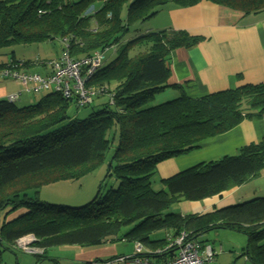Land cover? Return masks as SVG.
<instances>
[{
    "label": "trees",
    "instance_id": "16d2710c",
    "mask_svg": "<svg viewBox=\"0 0 264 264\" xmlns=\"http://www.w3.org/2000/svg\"><path fill=\"white\" fill-rule=\"evenodd\" d=\"M93 1L0 0V49L67 38L70 55L76 59L94 51L103 55L111 47L116 52L112 62L102 65L101 60L87 79L98 93L84 105L55 90L22 108L0 99V212L26 211L0 228V264L6 251L23 253L14 243L27 234H33L36 246L44 250L36 258L39 262L46 250L58 246L95 248L122 241L154 250L181 231L192 232L191 238L204 245L208 243L201 236L220 229L244 234L243 255L252 264H264V196L202 215L165 213L182 200L220 199L258 178L264 169V140L162 180L166 190L153 191L150 184L159 163L197 149L245 119L264 118V81L199 99L181 94L151 105L155 95L168 87L170 53L201 38L172 30L122 38L132 25L150 19L168 3L190 7L202 0H103L98 10L90 12ZM204 1L242 16L264 8V0ZM101 97L106 102L93 106ZM88 108L80 117L79 112ZM110 134L117 144L89 203L70 208L29 196L45 184L75 180L92 171L104 160ZM107 178H114L117 186L102 192ZM124 227L129 230L118 237ZM159 230L166 236L151 239ZM169 258V252L155 256L157 261Z\"/></svg>",
    "mask_w": 264,
    "mask_h": 264
},
{
    "label": "crops",
    "instance_id": "0c3cea01",
    "mask_svg": "<svg viewBox=\"0 0 264 264\" xmlns=\"http://www.w3.org/2000/svg\"><path fill=\"white\" fill-rule=\"evenodd\" d=\"M76 1L78 0L73 2ZM144 28V34L172 30L201 38L190 47H179L170 53L168 87L155 95L152 104L172 100L181 94L191 99H199L208 94L264 81V8L256 14L242 16L236 11L204 0L190 7H178L168 3L161 7L153 17L145 21ZM58 55L59 53H57ZM55 58L39 61L37 65L40 73L36 74H47L50 71L48 63ZM18 62H21V70L30 73L26 68L28 64H24L25 61ZM6 63L2 62L1 64ZM12 82L14 85L19 84L16 81ZM18 91L11 89L10 93L5 92L4 94H18L16 101L23 100L25 102L27 99L31 101L27 96L22 98V93L20 94ZM0 99H7V97H0ZM261 140H264V118L245 119L226 133L204 140L197 149L159 163L150 181L155 178V182L164 188L162 180L201 162L233 156L242 146ZM258 179H264V169L258 178L252 180ZM245 183L225 192L220 199L210 198L198 202L182 200L176 203V213L181 216L202 215L213 209L242 203L244 200L264 192L261 187L262 182L261 185L254 182L256 187L251 191L246 189ZM255 190L258 193H255ZM25 213L24 209H19L8 215L6 212H0V228L4 222L7 223ZM52 248L45 251L44 259L39 262L35 260L33 263L25 260L27 257L20 258L18 253L13 254L7 251L2 254V260L4 264H41L42 261L52 264H93L120 256H129L133 253L132 248L129 254H120V247L114 243L95 248L74 245L58 246L56 252ZM61 253H65V257H62ZM4 254L6 256L3 258Z\"/></svg>",
    "mask_w": 264,
    "mask_h": 264
},
{
    "label": "rangeland",
    "instance_id": "374dc122",
    "mask_svg": "<svg viewBox=\"0 0 264 264\" xmlns=\"http://www.w3.org/2000/svg\"><path fill=\"white\" fill-rule=\"evenodd\" d=\"M75 1V0H70ZM131 1V0H130ZM103 0H94L92 5L90 6V12L94 10H98L101 7ZM124 13H121V18L124 17ZM145 21L141 23L134 24L130 27L129 31L124 35L122 40L132 39L134 37L140 36L144 34ZM143 50V48H140ZM60 40L54 39L49 42L43 43H32L28 45H17L14 47H6L0 49V65L3 62H8L12 57L15 61H25L29 62L27 71L31 74L40 73L38 70L39 66L37 65L39 61H46L57 56V53H60ZM136 51V49L134 50ZM131 55H134V52H131ZM102 65H107L114 60L116 57L115 48H108L103 52L102 55ZM3 68H0V97H8L9 95L4 94L5 92H9L11 89H16L21 94L22 98H30L27 101L23 102V100L15 101V106L22 108L28 105L35 104L39 101V99L46 93L42 90L39 94L33 93H26V91L22 88L20 84H15L12 81H16L12 78H4L2 76ZM28 73V72H27ZM50 72L45 75L41 76H48ZM40 75V74H38ZM51 75V74H50ZM11 80V81H10ZM17 82V81H16ZM19 83V82H18ZM113 86V84L111 85ZM28 94V95H27ZM31 94V95H30ZM17 95V94H14ZM106 102L105 97H101L94 101L93 106L100 105L101 103ZM100 103V104H97ZM163 103V102H162ZM153 105V104H151ZM90 110V108L86 110H82L79 112L80 117H84V115ZM111 144L108 150L104 153V160L101 164L96 166L92 171L85 174L83 177L75 179V180H61L53 183H48L43 185L36 194H30L29 196L37 201L46 203L48 205H55V206H64L70 208H77L84 206L85 204L89 203L96 195L98 186L100 185V181L106 175V169L109 163L110 158L113 155L115 150L117 139L116 136L113 137L111 134L109 135ZM255 180V179H254ZM156 179L153 178L150 181L151 189L153 191H160L166 190L165 187H161L158 183L155 182ZM254 182H258L256 184L261 185V182L264 189V179H258L256 181H247L245 183L246 189L251 191L254 187H256ZM113 187L117 186V182L114 178H107L102 186V192L105 190L106 187ZM256 191V190H255ZM264 191V190H263ZM255 193H258L256 191ZM264 196V192L261 194H256L255 197H262ZM252 198L246 199L244 201H248ZM176 204L172 205L169 209L165 211V213H176ZM129 230V227H124L120 230L118 237L121 236L123 233H126ZM166 236V231L159 230L151 234V239L158 240L162 239ZM201 239L204 240L206 243L211 245L213 249L217 251L216 256L214 258L213 264H252L243 255V249L246 245V236L241 233H237L230 230L220 229L215 231H209L201 236ZM114 244L118 245L119 253L120 254H129L133 246L127 242L117 241ZM221 248V249H220ZM54 252H56V247L52 248ZM65 253H61L64 256ZM20 258L27 257L25 260H29L31 262H35V257L27 256L23 253L17 254ZM6 256L5 254L3 255ZM41 264H52L51 262L42 261Z\"/></svg>",
    "mask_w": 264,
    "mask_h": 264
},
{
    "label": "built area",
    "instance_id": "2783aa9c",
    "mask_svg": "<svg viewBox=\"0 0 264 264\" xmlns=\"http://www.w3.org/2000/svg\"><path fill=\"white\" fill-rule=\"evenodd\" d=\"M60 44L59 55L48 63L51 75L44 77L27 73L20 69L21 62L14 64L9 60L3 68L2 76L19 82L26 93L39 94L42 90H55L65 98H76L79 105L86 104L98 93L97 89L88 86L87 79L100 66L102 53L94 51L89 56L76 59L70 55L67 38L61 39ZM17 98L18 94L9 95L7 100L15 102ZM191 234L192 232L181 231L175 238L168 240L163 248L154 250L140 243H133L132 255L93 264H212L214 257L212 247L209 244H200L191 238ZM36 243L35 236L27 234L16 239L14 248L34 257H41L44 250L36 246ZM164 252H169L171 258L165 261L155 260L156 255H162Z\"/></svg>",
    "mask_w": 264,
    "mask_h": 264
},
{
    "label": "clouds",
    "instance_id": "9594fccd",
    "mask_svg": "<svg viewBox=\"0 0 264 264\" xmlns=\"http://www.w3.org/2000/svg\"><path fill=\"white\" fill-rule=\"evenodd\" d=\"M111 48H113V47H111Z\"/></svg>",
    "mask_w": 264,
    "mask_h": 264
}]
</instances>
